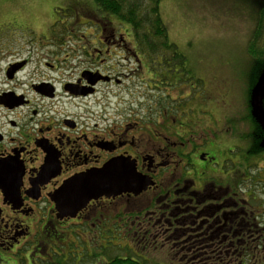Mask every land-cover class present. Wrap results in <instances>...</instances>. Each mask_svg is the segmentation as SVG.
Instances as JSON below:
<instances>
[{
  "label": "flooded vegetation",
  "instance_id": "flooded-vegetation-1",
  "mask_svg": "<svg viewBox=\"0 0 264 264\" xmlns=\"http://www.w3.org/2000/svg\"><path fill=\"white\" fill-rule=\"evenodd\" d=\"M65 11L58 21L69 36L38 35L25 55L23 25L0 15V262L80 264L89 256L86 264H99L109 230L182 245L184 255L192 236L228 237L232 248L234 202L193 199L231 174L213 150L220 136L203 133L211 114L187 109L203 100L195 88L203 80H193L186 58L172 66L170 56L142 55L120 25L97 22L104 15L80 22ZM80 25L91 38H70ZM136 95L143 100L133 105ZM119 157L153 184L57 216L50 196L65 180Z\"/></svg>",
  "mask_w": 264,
  "mask_h": 264
},
{
  "label": "rangeland",
  "instance_id": "rangeland-1",
  "mask_svg": "<svg viewBox=\"0 0 264 264\" xmlns=\"http://www.w3.org/2000/svg\"><path fill=\"white\" fill-rule=\"evenodd\" d=\"M263 4L264 0H161L159 3L160 14L167 26L168 36L184 54L186 65L193 75L191 77L193 80L197 78L203 80L202 83L195 85L198 91H194L201 95L203 100L192 103L187 101L186 105L188 110L193 109V114L199 110L205 111L204 117L211 114L212 119L209 117L205 119V128L210 133H215L217 137L220 136L222 140L221 142L219 138V141L212 145L220 161L219 167L224 160L228 159L230 163L235 161L237 155L234 149L229 147H234L237 142L236 133L246 128L240 117L245 112L244 93L246 82L249 84L248 80L250 81L249 71H251L247 45L257 23L258 11ZM75 5L78 8L87 6L89 9H96L93 0H2L0 15L6 17V23L10 27L21 28L23 25V55H25L26 50L30 49L26 41L35 39L38 35H48L51 30L55 31L54 34L59 32L61 24L56 21L63 19L64 9L76 11ZM65 12L68 14L69 10L66 9ZM76 12L81 17L80 22L93 21L80 13L79 9ZM96 13L100 16L97 11ZM71 16L72 14H68L67 20L73 19ZM110 18L113 19L112 16ZM55 22L56 26H54ZM75 23H78V19ZM121 23L116 19L112 21V24L120 25L122 30H124L122 25L129 28L126 23ZM82 26L76 27V32L70 38L76 40L91 38V36H82L92 32L90 29L85 32ZM67 30L70 32V29ZM194 92L191 97L195 95ZM172 94L174 96L173 91ZM129 100L130 97L123 94V103L127 104ZM142 100L136 95L133 105L141 103ZM108 102L111 107L116 104L113 97H109ZM259 164L257 173L263 176L264 162ZM228 168L230 164L226 163L224 169L228 171ZM225 178L224 174L223 181L226 180ZM257 193L264 199V190H258ZM262 211L264 218V206ZM112 251L124 254L123 251H118L114 247ZM131 252L135 255L134 257L138 255L134 251ZM257 253V256L260 254L262 256L259 264H264V251ZM164 254L165 252L161 250L151 252L146 256L151 261L148 264L177 262V260H173V263L169 262L172 257ZM90 258L87 256V260H83L80 264H86L88 260H91Z\"/></svg>",
  "mask_w": 264,
  "mask_h": 264
},
{
  "label": "trees",
  "instance_id": "trees-1",
  "mask_svg": "<svg viewBox=\"0 0 264 264\" xmlns=\"http://www.w3.org/2000/svg\"><path fill=\"white\" fill-rule=\"evenodd\" d=\"M160 1L93 0L96 9H89L87 6L78 8L76 5L75 8L90 20H93L95 15L97 17L104 15L102 20L97 21L98 23L110 24L113 19L118 20L119 23H126L129 28L123 25L122 28L138 43V49L142 55L146 57L161 56L162 58L170 56L172 66L176 63L181 64L185 60V56L168 36L167 26L160 14ZM66 9L69 10V14L74 13L73 9ZM110 16L113 17L112 20ZM56 22L61 25L58 29L59 32L52 36L55 39L68 33L63 23ZM56 22L54 26H56ZM247 51L251 65L250 81L248 80L249 84L246 82L245 112L240 117L246 128L240 133H236L237 142L233 149L237 157L231 163L227 161L230 164V168H228L230 172L225 169L231 174L225 181L211 182L206 191L198 192L193 198L198 202H234L233 247H228V237L209 240L207 236H192L188 241L192 248L186 251L183 249L186 252L184 255L179 251L182 245L170 249L168 246H164L159 239L145 238L141 240L138 237L134 238L131 234L123 235L122 238H113L112 232L109 230L104 258L99 264H148L151 261L146 256L160 250L165 252L164 255L172 257L169 262L173 263V260H177L173 264H259L262 260L260 252L264 251V218L261 209L264 206V199L258 196L257 191L264 190V175L260 176L257 170L259 163L264 162V124L254 113L252 91L264 73V4L258 11L257 23L248 42ZM261 105L264 109V90L261 95ZM203 133L207 134L206 129L203 130ZM252 169L254 170L252 171ZM257 198L258 202H256ZM113 247L118 251H123L124 254L112 251ZM198 247L203 248L194 250ZM131 251L140 256L134 257L135 255ZM257 252L260 255L257 256ZM94 262L93 259L91 264H95Z\"/></svg>",
  "mask_w": 264,
  "mask_h": 264
},
{
  "label": "water",
  "instance_id": "water-1",
  "mask_svg": "<svg viewBox=\"0 0 264 264\" xmlns=\"http://www.w3.org/2000/svg\"><path fill=\"white\" fill-rule=\"evenodd\" d=\"M264 90V73L252 91V104L256 116L264 124L261 95ZM150 177L137 172L130 158H111L100 168L76 174L51 194L58 217L74 216L92 200L122 193L138 194L152 185Z\"/></svg>",
  "mask_w": 264,
  "mask_h": 264
},
{
  "label": "snow or ice",
  "instance_id": "snow-or-ice-1",
  "mask_svg": "<svg viewBox=\"0 0 264 264\" xmlns=\"http://www.w3.org/2000/svg\"><path fill=\"white\" fill-rule=\"evenodd\" d=\"M0 2H2V0H0Z\"/></svg>",
  "mask_w": 264,
  "mask_h": 264
}]
</instances>
